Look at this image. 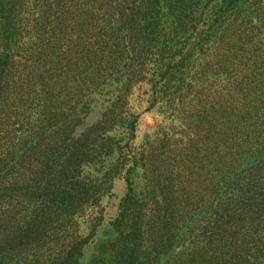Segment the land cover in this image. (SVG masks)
<instances>
[{
	"label": "rangeland",
	"instance_id": "obj_1",
	"mask_svg": "<svg viewBox=\"0 0 264 264\" xmlns=\"http://www.w3.org/2000/svg\"><path fill=\"white\" fill-rule=\"evenodd\" d=\"M34 1L36 0H19L18 31L21 34L27 30L31 35V26L36 24V28L54 34L51 27L55 23L53 18L57 13L53 15L51 12L57 10L50 8L48 2L44 3V19L38 24ZM202 3L195 0L188 6L196 28L209 21L206 15L211 14V11H218L216 22H224L220 30H223L225 36L221 38L222 42L218 41L214 45L209 41L205 45L203 42L199 44L198 51L195 52L198 55L191 58L182 72L191 78H183L177 82L178 91L174 96L162 95L161 89L165 80L163 73L158 70L163 71V68L158 69V64L154 61L149 65L151 59L142 60L143 63H140L149 53L146 55L143 50L141 53L144 56H141L139 61L134 56L140 46L136 38L135 19H132L133 15L129 16L133 11L131 0H66L70 37L57 39L51 35L46 39L42 38L43 42H35L27 50L30 53L22 52V49L18 48H22L24 36L17 39L13 59L19 69L0 81V210L10 218V223L16 222L19 209L13 202L8 201L7 197L22 196L28 200L25 197L27 195L35 199L36 189H40L44 180L52 173H57L56 169H62L65 164L63 157L68 158L65 154H49L46 146L51 145V134L57 127V123L55 124V120L50 116L56 113L57 107L61 110L60 115H66L68 125L62 132L61 143H67L70 136L80 135L93 125L95 130L89 133L88 147L95 143L96 146L88 149V153L100 145L116 147L117 152L114 156L117 160L116 166L112 168L106 180H102L101 175L97 173L88 175L92 185H99L98 197L93 195L92 197H95L90 198L85 195L76 205L78 215L73 220L74 224L83 220V225L91 229L82 245V263L87 261L95 243L113 235L111 221L130 185V181L125 180L128 165H135L136 171L141 175L139 178L135 177L132 185L139 188L135 189V192L157 188L162 183L165 186L167 180L164 181L159 174L160 169L168 167L173 173H178L176 180L183 187L181 194L191 199L190 202L193 200L202 208L200 202L211 199L210 193L222 182L229 167L236 168L238 162L234 160L239 161L240 158H234V154L237 153V157L245 154L246 148L237 145L241 144L250 131H234L228 128L226 132L221 133L220 125L224 124L221 122L224 118L231 120L232 111L241 118L247 110L250 111L249 103H256L257 109L260 103H264V19L253 24V27L241 23L245 19L244 13L255 11L264 0H255L258 5L250 3L254 10L244 9L243 13L238 10L230 11L229 8L222 12V6L218 7L216 0H202ZM201 6L205 7L206 11L204 16L198 19L197 12ZM77 8L85 12L82 21L77 19L82 14ZM120 15L123 19L118 20ZM115 19L121 24L119 29L115 28L114 34H107L105 23ZM73 26L84 29V35L82 34L78 41L73 39ZM225 26L227 28H224ZM217 34L220 35L218 32ZM249 35L250 39L247 40ZM54 44L58 46L52 47ZM23 48L25 49V45ZM156 52L159 53H154ZM183 53L184 48L175 51L170 49L163 51L161 57L167 60L169 57L177 58ZM131 55L133 58H130ZM24 65L28 66L24 71L27 79H24L25 74L19 71ZM36 73L43 75L42 81L47 77V81L42 83L37 79ZM113 79L118 83L106 89L107 83ZM18 92L25 100L15 95ZM192 98L195 99L194 105L191 104ZM175 99L176 101L171 102ZM42 104L47 105L49 111L46 122L42 124L46 123L44 126L49 125V128L38 129V138L35 140L37 149L42 150L44 154L16 155L9 159L5 154L9 151L6 146L16 143L19 135L23 133L16 127L24 122L26 114L33 113H27L28 106L33 108ZM177 104L184 115L179 120L184 119L190 127L175 121L176 112L173 107ZM262 108L256 109L253 116L251 110L242 116V119L246 121L250 118V121H253L252 119L260 117L262 120H256L254 123H257L258 129H264ZM125 119L131 122L132 126L122 130L119 127L125 123L121 122ZM242 119H237V122H243ZM212 126L219 127V136L216 128ZM105 127L109 130L103 132ZM262 129L257 131V134ZM31 143L33 142L27 140L18 153L24 151L25 145ZM42 143L46 145H40ZM90 169L83 163L77 168L78 177L75 179L85 181ZM214 172L217 174L214 175ZM35 176L38 177L34 178ZM95 176L96 180L93 179ZM63 179L61 183L65 188L62 190L72 196L70 183L74 178ZM242 180L239 179L236 184L230 185L235 187H226L225 195L232 188L242 190ZM166 195L167 192L162 191V196ZM231 206L232 209L238 210L239 200H236V204L231 202ZM257 206L258 209L262 208L261 205ZM186 207L192 209L194 206L189 203ZM190 214L195 217L200 211L194 208ZM253 219L256 221V227L249 230L252 224L249 226L246 223L244 230L242 225L245 222L242 223L240 218L237 221L232 219L230 223L234 227H231L227 237L233 240L239 236L242 238L241 248H247L250 252L260 250L263 255H259L263 257L264 212H259V216ZM259 255L257 258H261ZM262 260L264 261L263 258Z\"/></svg>",
	"mask_w": 264,
	"mask_h": 264
},
{
	"label": "trees",
	"instance_id": "obj_2",
	"mask_svg": "<svg viewBox=\"0 0 264 264\" xmlns=\"http://www.w3.org/2000/svg\"><path fill=\"white\" fill-rule=\"evenodd\" d=\"M216 1L218 7L222 6V12L229 8L230 11L238 10L243 13L244 9L251 8L250 3L258 5L255 0ZM46 2L50 8L57 10L51 12L53 15L57 13L53 18L55 23L51 27L55 33L40 30L34 24L31 26L30 35L27 30L21 34L18 31L19 0H0V81L19 69L14 64L13 49H16L15 44L20 36H24L25 49L23 45L22 48H18L26 53H30L27 50L32 47L33 43L43 42L42 38L46 39L51 35L57 39L71 36L68 33L70 22H68L66 11L68 6H65L66 0L34 1L37 23L39 24L44 19L43 4ZM131 2L133 11L129 16L133 15L132 19H135L136 38L140 46L134 56L139 61L140 57L144 56L141 52L144 50L146 55L148 52L149 55L144 56L140 63H143L142 60L151 59L149 65H151V61H154L155 64H158V69L163 68V71L158 70L163 73L162 77L165 80L164 87L161 89L162 95L163 97L174 96L178 91L177 82L183 78H191L183 75L182 72L191 58L198 55L195 52L198 51L199 44L203 42L205 45L209 41L214 45L218 41L222 42L221 38H224L225 34L223 30H220V27L224 22L221 21L217 24L216 14L218 11H211V14L206 15L209 21L204 26L196 28L195 22L191 19V9L188 7L195 0H131ZM200 2L202 3V0ZM202 4L204 5V3ZM77 9L82 13L77 19L82 21L85 12ZM205 11V7L201 6L197 12V18H202ZM255 11H250L249 14L245 12V19L241 23L252 26L264 19V3L258 5ZM129 16L126 14L127 18ZM119 18L123 19L121 15L117 19L120 20ZM105 25L107 26L104 27L105 32L114 34L115 28L119 29L118 26L121 24L115 19L113 22L107 21ZM73 30V39L78 41L82 34L84 35V29L73 26ZM249 39L250 35L247 40ZM57 46L56 44L52 45V47ZM183 48L184 53L178 55L177 58L169 57L166 60L161 57V53L165 50L175 51ZM155 51L160 54L154 53ZM130 58H133V55ZM27 67L24 65L19 71L25 74L24 71ZM45 72L44 70L43 73L45 74ZM36 75L38 74L36 73ZM26 77L27 74L24 75V79H27ZM37 79L42 81L43 75H38ZM47 79L44 77L42 83H45ZM115 79L107 83L106 89L118 83ZM15 95L25 100L19 92ZM173 101L176 99L171 102ZM194 103L195 99L192 98L191 104L194 105ZM249 105L253 116L256 114V103H249ZM263 106L264 103H260L258 109ZM173 109L176 112L175 121H180L182 126L190 127L188 123L184 122V119L179 120L184 115L178 108V104ZM262 109L264 111V107ZM26 111L27 113L33 111V113L26 114L24 122L17 125L16 129L23 132L19 135L17 142L6 146L9 151L5 154L9 159L16 155L37 156L44 154L42 150L37 149L35 138H38L36 133L38 129L49 128V125L44 126L46 123L42 124L46 122L49 115L47 105H37L33 108L28 106ZM250 111L247 110L246 113ZM60 113L61 110L57 107L56 113L50 114L51 118L55 120L54 123H57L56 129L51 134V145H46V143L40 145L48 146L51 155L65 154L68 158L63 157L65 164L62 165V169H56L57 173H52L49 178L44 180L40 189H36L35 199L27 195L25 197L28 200L22 196L20 198L18 196L7 197L8 201L18 207L19 215L15 218L16 222L10 223V218L0 210V264H264L262 251H247V248H241L242 238L236 236L231 240L227 237L231 227H234L230 223L232 219L237 221L240 218L242 223L245 222L242 225L244 230H246V223L252 224L253 226L249 227V230L256 227V221L253 218L259 216V212H264V134H260L264 132V129L260 128L262 131L257 134L260 129H258L257 123H254L257 122L256 120H262L260 117L259 119L251 118L253 121H250L249 118L246 122L242 119L246 113L238 118L240 115L232 111V119L224 118L221 122L224 124H219L221 133L226 132L228 128L243 132L250 129L240 142L241 144L236 143L239 147L244 146L246 151L240 157H237V153L234 154V158H240V164L239 161L234 160V162H238L236 168L229 167L223 180L221 179L222 182H219V185L215 186L210 193L211 199L207 202H200L202 208L181 194L183 187L176 180L178 173H173L168 167L160 169L161 173L159 174L164 181L167 180L165 186L162 183L158 186L159 188L141 189L135 192V189L139 188L132 187V185L135 177L139 178L141 175L136 171L135 165H128L125 171V180L130 181V185L121 198L117 213L111 221L113 235L109 239L95 243L89 252L87 261L82 263L80 261L82 245L86 234L91 229H87L83 225V220L76 221L74 224L73 220L78 215L76 205L79 199L85 195L90 198L98 197L99 185H92L88 175L97 173L101 175L102 180H106L112 168L116 166L117 160L114 159V156L117 155V152L116 147L100 145L88 153V149L96 146L95 143L88 147L89 133L95 130L93 125L80 135L70 136L67 143H61L62 132L68 125H66V115L62 116ZM237 119H242L243 122H237ZM121 122H125L119 127L122 130L132 126L131 122L126 119ZM212 127L216 128L217 136H219V127ZM107 130H109L108 127H105L103 132ZM255 135L258 136L255 137ZM251 137L253 140H250ZM27 140L33 143L25 145L24 151L18 153ZM200 157L205 160L203 156ZM83 163L87 168H91L90 172L88 171L86 174L85 181L75 179L78 177L77 168ZM39 171L38 173H40ZM215 174L217 172H214ZM36 177L38 176L34 178ZM96 177L93 179L96 180ZM63 178H74L70 183V189L73 191L72 196L62 190L65 188L61 183ZM239 179H243L241 181L242 190L232 188L225 195L226 187H235L230 185L236 184ZM162 191L167 192L165 197L162 196ZM93 195L95 196L92 197ZM236 200H239L238 210L232 209L231 206V202L236 204ZM189 203L194 206L193 210L194 208L199 209L200 214H196L195 217L190 214L192 209L186 207ZM257 205H261L262 208L258 209ZM231 235L229 234V236ZM258 255L261 258H257Z\"/></svg>",
	"mask_w": 264,
	"mask_h": 264
}]
</instances>
